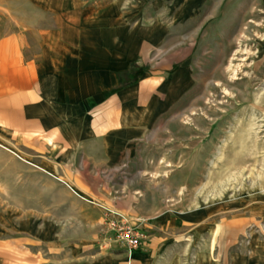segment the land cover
Masks as SVG:
<instances>
[{
	"label": "crops",
	"instance_id": "1",
	"mask_svg": "<svg viewBox=\"0 0 264 264\" xmlns=\"http://www.w3.org/2000/svg\"><path fill=\"white\" fill-rule=\"evenodd\" d=\"M27 1L39 26L0 33V264H155V234L104 243L106 210L152 228L142 150L192 93L195 8L175 0L144 25L120 3ZM248 208L264 224V200Z\"/></svg>",
	"mask_w": 264,
	"mask_h": 264
},
{
	"label": "rangeland",
	"instance_id": "2",
	"mask_svg": "<svg viewBox=\"0 0 264 264\" xmlns=\"http://www.w3.org/2000/svg\"><path fill=\"white\" fill-rule=\"evenodd\" d=\"M7 1L0 5L1 35L39 26L27 0ZM173 1L97 0L120 3L144 25L163 19L157 10ZM191 3L202 27L193 40L192 93L162 117L143 147L144 179L154 183L135 193L145 199L139 208L152 226L144 234L161 238L164 251L155 264H264V224L250 222L248 208L249 199L264 200V0ZM240 34L249 53L231 81L222 73ZM255 228L257 247L249 244ZM109 239V247H120Z\"/></svg>",
	"mask_w": 264,
	"mask_h": 264
},
{
	"label": "built area",
	"instance_id": "3",
	"mask_svg": "<svg viewBox=\"0 0 264 264\" xmlns=\"http://www.w3.org/2000/svg\"><path fill=\"white\" fill-rule=\"evenodd\" d=\"M107 230L110 233V240L128 251L138 250L145 238L142 225L131 222L127 217L117 211H107Z\"/></svg>",
	"mask_w": 264,
	"mask_h": 264
},
{
	"label": "bare ground",
	"instance_id": "4",
	"mask_svg": "<svg viewBox=\"0 0 264 264\" xmlns=\"http://www.w3.org/2000/svg\"><path fill=\"white\" fill-rule=\"evenodd\" d=\"M253 15H256V14L254 13ZM244 36L242 34H240V36L238 37L237 43H236L237 46L234 49L233 53L231 54V58L228 61L227 66L224 68V73H222L223 76H224V74L229 75L231 77V81H237L238 80L237 76L239 75L240 69H241V65L239 63L246 61V56H248V53H249L247 51V49L242 48L243 47L242 44L244 43V40L246 41V38H244ZM260 45L264 49V39L260 42ZM236 63H238V64H236ZM246 78H247V83H251L253 81L252 77L246 76ZM217 85L221 88L223 87V90L225 91L226 85L222 79L220 80V82L217 83Z\"/></svg>",
	"mask_w": 264,
	"mask_h": 264
}]
</instances>
